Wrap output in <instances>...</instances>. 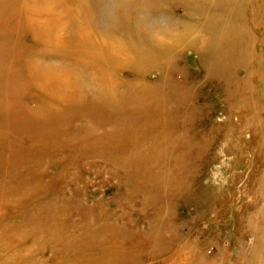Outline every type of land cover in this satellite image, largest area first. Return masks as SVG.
Listing matches in <instances>:
<instances>
[{
  "label": "rangeland",
  "instance_id": "rangeland-1",
  "mask_svg": "<svg viewBox=\"0 0 264 264\" xmlns=\"http://www.w3.org/2000/svg\"><path fill=\"white\" fill-rule=\"evenodd\" d=\"M120 1L114 0L111 8L117 20ZM129 1L133 2L126 0V4ZM216 1L163 3L154 20L163 32H170L171 37L166 34L163 38V44L173 48L170 60L163 54L152 55L147 48L141 62L130 63L116 51H111L112 62L85 52L96 49L89 38L105 25L99 0H0V30L5 29L0 32V264H106L107 256L116 250L120 258L117 264H133L138 259L141 264H170L167 255L147 256L138 241V234L149 222L147 208H160L161 203L168 209L160 216L169 215L179 227L178 233L191 239L187 243L193 256L187 255L183 241L179 245L178 255L187 259L183 264H264V238L260 236L264 218L255 215L256 208L264 205L262 146L250 129L232 141L213 131L227 117L240 123L247 113L246 108L237 107L229 114L228 89L249 84L253 93L261 88L264 91L262 77L247 76L253 70L264 72V0H222L226 4L218 7ZM188 2L200 4L202 14L192 15ZM227 2L237 5L233 9ZM121 9L128 10L125 6ZM85 17H90L91 25ZM128 20H124L126 34L132 37L133 32L143 29L139 20L133 24ZM219 20L229 32L217 35L219 43L211 45V34L206 30L214 23L221 26ZM127 24L133 26L128 28ZM54 25L59 28L56 43L61 54L49 46L42 32ZM188 29L193 32L187 33ZM7 34L15 41L7 39ZM217 48L227 54V60L218 66L204 65L206 51ZM27 52L44 65L61 61L59 57L76 65L75 59H79L84 62L77 72L80 76L88 63L87 77L91 73L101 84L120 86L116 91L120 105L106 107L103 92H91L87 86L81 89L89 96L72 89L68 92L70 101L50 97L46 86L49 81L58 82V73L17 80L22 74L26 76ZM168 76L172 79L164 83ZM146 86H158L153 97L163 93L170 97L172 88L185 87L190 105L177 113L185 119L180 129L186 131L193 146L185 155L182 187L168 197H154L153 203L151 196L138 194V183L128 179L126 171L134 161L120 158L130 146L128 141L137 142L143 132L160 129L157 117L147 113L146 122L135 123L139 117L132 109L136 100L128 95H133V88ZM122 107H126L124 112ZM169 110L175 114L177 109ZM210 131L212 141L206 144L202 139ZM164 165L163 161L159 166ZM142 200L147 201L146 206ZM206 208L209 215L201 218ZM135 219L139 223L131 224ZM246 219L252 221L254 229L245 228ZM70 225L77 229L67 231ZM118 228H129L130 234L123 238ZM96 229L101 235L97 240L82 242ZM197 253H201L203 263L196 261Z\"/></svg>",
  "mask_w": 264,
  "mask_h": 264
},
{
  "label": "bare ground",
  "instance_id": "bare-ground-1",
  "mask_svg": "<svg viewBox=\"0 0 264 264\" xmlns=\"http://www.w3.org/2000/svg\"><path fill=\"white\" fill-rule=\"evenodd\" d=\"M113 1L114 0H99L100 2L99 11L104 13L103 16L105 18V25L102 28L98 27L97 34L93 36V38H89V41L91 43L90 45L96 47V49L93 50L90 49L85 51L87 56L96 55L100 57L99 58L100 60H106L112 62V60L114 59L113 56L111 55V51H116L117 54L120 55L122 54L121 56L126 61L130 63H135L136 61L141 62L140 59L141 54L147 48H150L151 51L149 50V52L152 55L156 56L159 54H163V56L167 60H170L171 58L170 55L172 51L171 49L173 48H170L169 46L163 44V42H165L163 40L165 39L164 36L166 34L169 37H171L170 32L167 31L163 32L162 31L163 29L161 30L160 28H158L157 26L158 23L155 22L154 18L155 15L157 14V10L161 7L163 3L174 2V0H133V2L129 1L130 2L129 4H126V0L120 1L119 20L113 17L114 8L111 9ZM183 1H189V0H183ZM237 2H227V6H233ZM87 3H88L87 1L84 2V4ZM188 4L191 5L189 12L192 15L202 14V9L200 4L192 3V2H188ZM221 4H226V3H223L222 0H218L215 2V5L217 7L220 6ZM76 5L78 6V4ZM121 6H125L128 10L121 9ZM234 8L235 6H233V9ZM210 15L211 14H208V16ZM85 19H86L85 22L91 25L90 17H85ZM126 19H129L128 21L131 24L136 23L139 20L143 25V29L141 28L140 31L138 32L135 31L132 33V37L136 36L135 39H133L130 35L126 34V32H128L126 31L125 28L126 26L124 25L125 24L124 20ZM219 21L221 23V20ZM131 24H127L128 28L129 26L130 27L133 26ZM150 24H153L154 27H150ZM223 26L224 29L220 30ZM55 27L56 26L54 25L49 30L42 32L47 38V41L49 42V46H51L52 49L55 50L57 54H61L58 51L59 48L56 43L57 42L56 35H58L57 32L59 31V28L62 27V25L60 24L58 29ZM37 28L38 26L35 24V28L33 29L34 30L36 29L35 32L38 35L40 31L38 32ZM193 29H188L187 33L193 32ZM4 30L5 29H1L0 32L1 31L4 32ZM206 31L211 34V39H208L211 45H215L219 43L218 42L219 38L217 35H223L225 32L226 33L229 32L228 28L224 25L223 21L221 23V26L220 24L216 25L214 23V27ZM76 32L79 34L78 28ZM216 32L217 34L214 35ZM5 37L9 40H12V35L10 34H7ZM159 39L162 41L160 42ZM203 39H205L204 36ZM12 41L14 42L15 40ZM197 42L198 40L196 39L195 43ZM185 45L186 44H184V46ZM75 46L78 47L77 44ZM198 48L200 47L197 46L196 50ZM105 52H107V54L102 56V54H104ZM206 52L209 53L207 55L208 57L203 56L204 57L203 63L206 66L207 65L209 67H212L213 65L218 66L220 65L219 62L223 60H227V54L220 48L208 50ZM24 55L26 59V66H25L26 76L25 74H22L17 78V80H22L24 79V77H27V80L30 81L33 79L32 74L37 78L43 79L45 77L52 76V74L54 73H58L60 75V79L59 78L56 79L58 81L57 83L53 84V81L50 82L49 81L50 79L48 80L49 86L46 87H48L49 89L48 92L50 97L57 95L60 98H64L66 101H70L68 92L71 91L72 89L78 91V95L89 96L91 95L90 93H85L81 89L83 86H87L91 92L97 90L103 92L105 96L104 98L106 99V102L104 103L106 107L113 109L120 105L119 104L120 98L119 96L116 97L117 95L116 91L119 92L120 86L114 87L110 85V83L101 84L100 81H98L99 80L98 77H97L98 80L97 79L95 80L93 76L94 74L91 75V73L89 74V77H87V74H85L84 72H86L85 70L90 71V67L87 65L88 63L84 64L87 67L86 66L84 67L85 70L84 71L82 70L83 74L81 73L80 76V73L77 72H79L78 70L81 68V66H83L84 62L82 63L78 61L79 59H75V61H77L78 63L76 65H73L68 61H65L62 57H59L61 61L55 62L53 65H51L52 62L49 63L48 65H44L43 63L38 64L37 61L38 57L32 52L30 56L28 52L24 53ZM71 59L73 60V58ZM243 69H245V67H243ZM46 72H49L50 74H47ZM70 73H72L73 76L76 75L80 77H77L78 79H72L73 77L67 76V74ZM216 73L218 75H224V72L218 73L217 71ZM257 73H259V75L255 76L254 74ZM251 75H253L256 78L262 77L264 79L263 71L260 72L253 70L252 72H249L247 76L250 77ZM52 78L54 79L55 77ZM169 79L172 78H170L169 76L165 77L164 83H167ZM261 84L264 85V83ZM57 86L58 88H56ZM155 88L158 89V86L156 87L146 86L140 88L139 90L133 88L132 89L133 95L130 94L128 95V97L130 96L131 97L130 99L135 98L136 100L135 105L133 106L132 109L135 111V113L138 114L139 117L135 121V123L138 124L139 121H141V123L146 122V113H147L148 115H155L157 117L158 125L160 129L157 130V132L155 133L153 132L151 134H148L147 132H143L140 135V139L137 142L128 141V144H130V146H127V148H125L124 154L120 156V158H122L124 162L127 160L134 161L132 168L131 169L128 168L126 171L128 173V179L131 180V183L133 182L138 183L140 185L138 194L141 196H151L152 203L155 202V198H159L164 195H167L168 197V195H170V193H172L174 190L178 191L182 187L181 185L182 179L180 178L185 165V155L186 152L193 147L190 144V137H187L185 133L186 131L184 129H180V126L181 125L183 126L185 124V119L180 117L181 113H177L179 110H184V109L187 110L189 108L190 104L186 100L187 90L185 89V87L178 86L177 88L174 87L170 90L171 93L170 97H167L166 93H163L161 95H155L153 97L152 95L153 92H155ZM252 88L253 86H250L249 84H246L245 87L238 86V84H235L232 90L228 89L226 91V95L228 96L227 99L229 100L228 102L229 114H231L234 108L237 107L246 108L245 110L247 113L244 114L243 120L240 123H233L232 121H230V118L227 117L225 120H222L221 123L213 131L219 133L222 132L223 137L232 141L234 139L236 140L239 139L238 137L242 136V132L244 129H250L257 137L259 146H262L261 151L264 153V91L262 90V88L261 89L259 88L260 92L253 93V91L251 90ZM122 90L123 89H121V93H123ZM135 94L136 96H134ZM150 100L153 101V104L149 102ZM44 102H46V99H44ZM171 107L177 109L175 114L172 110H169V108ZM44 108L46 110H50L47 109L46 106H44ZM52 108H54V106H52ZM125 110L126 107H122L121 112H124ZM202 141L206 144L211 142L212 132L210 131L204 137V139H202ZM177 144H180V146H177ZM200 145H202V142H200ZM40 154L41 152L37 153V155ZM160 157H162L163 159H161ZM163 161L165 162V165L163 167H160L159 165L162 164ZM127 167L128 166H126V168ZM261 175L264 177V169H262ZM128 179L127 181H129ZM179 179L181 181H179ZM126 196H129L128 192H126ZM7 199L11 200V198H7ZM2 201L3 199H1V202ZM50 204L56 205V202H51ZM130 204L133 207H135V203L133 202V197L131 196H130ZM131 205H129L128 207L130 208V210L133 209ZM142 205L146 206L147 201L142 200ZM165 205H167V203ZM167 209L168 208H165L162 205V203L160 208L152 207L150 210L147 208L148 211L146 212L147 213L146 216L148 217L149 222L145 226V228L141 230V235L147 239L145 240L142 239L141 235L138 234V241L142 244L144 252L145 254H147V256L167 255L166 256L167 263L171 264L172 262V264H183L185 262L186 256L178 255V252L180 250L179 245H181L180 242L183 241L184 244L187 245V248L185 249V251L189 252L187 255L193 256L191 254V249H192L191 245L187 243V241L191 239H189L188 237L183 238L182 235L178 233L179 227L170 220L169 215L168 217H165L163 215L160 216L161 214H163V211L164 213L167 212ZM208 213L209 210L208 208H206V210L200 213L201 218L208 217L209 215ZM126 214L128 218V212ZM165 215H167V213ZM255 215H259L260 217L264 218V205L256 208ZM71 220H72V216H71ZM139 221H140L139 219L130 220V223L137 224L139 223ZM71 225L67 228V231L72 229L73 230L77 229V228H73L74 226ZM245 228L247 230L254 229V226L252 225V221H250V219L248 220L246 219ZM118 229H119V233L123 238L127 237L130 234L129 228H118ZM87 234L88 235L86 236L88 237H86L85 241L82 242L91 243L92 241L98 239V236L100 235V231L96 229L91 231V234L89 233ZM83 236L85 237V235ZM260 236H263L264 238V233H262ZM82 248L85 247L82 246ZM200 255L201 253H197L195 255L198 256V259L196 261L199 263H203L202 261H200ZM253 258L256 259V257H252L251 259ZM114 259H115L114 264H117L118 260H120L118 250H116V253H112L108 255L107 261L105 260V263L112 264ZM140 260L141 259L134 260L133 264H141L142 261Z\"/></svg>",
  "mask_w": 264,
  "mask_h": 264
}]
</instances>
